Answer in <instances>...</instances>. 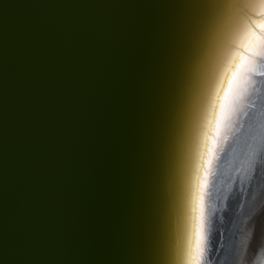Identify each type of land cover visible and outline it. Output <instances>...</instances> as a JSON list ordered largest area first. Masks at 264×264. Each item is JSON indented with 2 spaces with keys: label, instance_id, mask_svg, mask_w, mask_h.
<instances>
[{
  "label": "water",
  "instance_id": "water-1",
  "mask_svg": "<svg viewBox=\"0 0 264 264\" xmlns=\"http://www.w3.org/2000/svg\"><path fill=\"white\" fill-rule=\"evenodd\" d=\"M142 3L0 0V264H119Z\"/></svg>",
  "mask_w": 264,
  "mask_h": 264
},
{
  "label": "bare ground",
  "instance_id": "bare-ground-1",
  "mask_svg": "<svg viewBox=\"0 0 264 264\" xmlns=\"http://www.w3.org/2000/svg\"><path fill=\"white\" fill-rule=\"evenodd\" d=\"M253 3L143 0L146 31L139 43L143 50L118 200L119 264H190L199 185L210 147L200 264H237L244 233L240 230L252 204L242 193L264 140L254 143L255 154L249 160L246 146L236 143L240 123L247 120L243 111L224 120L219 130L217 119L239 63L237 57L226 64L233 36L244 10L252 9L247 4ZM253 79L259 94L248 99L259 103L264 76ZM237 176L239 192L234 195ZM255 187L252 191L263 189L264 194V175Z\"/></svg>",
  "mask_w": 264,
  "mask_h": 264
},
{
  "label": "snow or ice",
  "instance_id": "snow-or-ice-1",
  "mask_svg": "<svg viewBox=\"0 0 264 264\" xmlns=\"http://www.w3.org/2000/svg\"><path fill=\"white\" fill-rule=\"evenodd\" d=\"M249 7L252 11L244 10L240 25L236 29L232 47L229 51L226 64L233 63L239 58L236 70L232 73L229 87L220 104V115L217 119V129L220 124L230 119L231 115L243 111L247 120L240 123L236 137V143L246 146L249 160L255 154L254 143L264 140V97L260 102L251 100L249 97L259 94L255 87L256 81L253 77L264 76V0H254ZM247 108L252 111H244ZM213 149H208L209 160L206 163L205 175L199 185V216L195 227V240L190 252V264H200L204 244V197L207 189V176L211 168V155Z\"/></svg>",
  "mask_w": 264,
  "mask_h": 264
},
{
  "label": "rangeland",
  "instance_id": "rangeland-1",
  "mask_svg": "<svg viewBox=\"0 0 264 264\" xmlns=\"http://www.w3.org/2000/svg\"><path fill=\"white\" fill-rule=\"evenodd\" d=\"M247 6H249V4H247ZM251 11H252V9H250V12ZM239 23H240V21H239ZM262 190L260 189L258 191L259 192L258 194H257V192L252 191V193L250 194L251 197L249 196V198L247 200L249 205L251 202H252V204L249 208V211L246 214L243 228L240 230L244 233L242 235L239 254L237 255V252H236V259H238L237 264H264V204H263L264 203V194L263 195L260 194L262 192ZM259 194H260V197H259ZM244 202H246V200H244ZM259 203H261L262 206ZM258 207H260V208H258ZM255 210H256V212H255ZM259 212H261V213H259ZM246 234H247V236H246ZM242 250H244V251H242ZM241 255H242V257H241Z\"/></svg>",
  "mask_w": 264,
  "mask_h": 264
}]
</instances>
